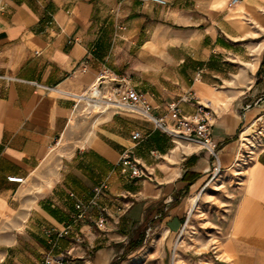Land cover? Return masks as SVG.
Listing matches in <instances>:
<instances>
[{"label": "crops", "instance_id": "crops-1", "mask_svg": "<svg viewBox=\"0 0 264 264\" xmlns=\"http://www.w3.org/2000/svg\"><path fill=\"white\" fill-rule=\"evenodd\" d=\"M229 2L0 0V264H41L48 252L114 264L139 234H181L211 187L215 160L200 141L134 110L89 107L104 70L171 126L170 104L184 115L209 106L230 192L219 264H264V140L244 175L233 166L256 112L245 104L264 91V0ZM127 151L140 175L123 165ZM78 200L89 204L82 219ZM65 226L53 245L47 231Z\"/></svg>", "mask_w": 264, "mask_h": 264}, {"label": "rangeland", "instance_id": "rangeland-1", "mask_svg": "<svg viewBox=\"0 0 264 264\" xmlns=\"http://www.w3.org/2000/svg\"><path fill=\"white\" fill-rule=\"evenodd\" d=\"M263 67L264 61L258 74ZM247 104L251 105L248 109H256V112L249 121L244 122L242 146L233 161L240 176L251 164L259 141L264 140V91ZM222 181L220 172L213 179L211 187L191 207L181 234L166 239L164 234H145L141 247L130 252L128 247L127 252L123 251L114 264H219L218 248L223 235L220 234V227L225 225L221 224L220 218L225 211V202L230 198L229 187H220L224 183ZM123 255L125 257L121 258Z\"/></svg>", "mask_w": 264, "mask_h": 264}, {"label": "built area", "instance_id": "built-area-1", "mask_svg": "<svg viewBox=\"0 0 264 264\" xmlns=\"http://www.w3.org/2000/svg\"><path fill=\"white\" fill-rule=\"evenodd\" d=\"M159 4H165L166 0H151ZM238 0H230L229 5L234 6ZM124 77L117 79L111 77L107 70L101 71L97 76L95 82L91 85L88 91L89 107L98 110L113 109L116 113L121 112L123 108L139 112L143 117L152 122L156 128L162 130L168 135L178 134L176 129L182 130V135L189 140H198L201 142L202 147L208 150L213 156L215 162L212 168L211 179H213L222 169L220 158L218 155V146L214 142L212 128L214 125L213 116L208 105L200 104L198 110L192 115H184L181 113L180 108L176 103L169 106L171 117L174 125L171 126L164 116H155L151 113L148 102L145 97L141 95L133 87L123 84ZM192 96V94H191ZM193 99V98H190ZM251 105H246V110ZM134 140H141L143 134L141 131H135L132 134ZM124 166L131 168L132 175H140L141 168L138 162L132 158L130 152H124L122 157ZM10 181L23 182L22 177L10 176ZM96 187L95 191L98 192L101 187ZM71 196H75L71 193ZM78 213L74 216L76 219L85 217L89 204L82 200H78L75 204ZM189 217V215H188ZM103 220V219H102ZM70 228L65 226L57 234H53L51 230L47 231V237L53 245H56L60 238L69 235ZM77 242L82 241L80 234H75ZM41 264H72L70 253H52L48 252L44 255Z\"/></svg>", "mask_w": 264, "mask_h": 264}, {"label": "trees", "instance_id": "trees-1", "mask_svg": "<svg viewBox=\"0 0 264 264\" xmlns=\"http://www.w3.org/2000/svg\"><path fill=\"white\" fill-rule=\"evenodd\" d=\"M142 226H145V224H143ZM144 239H145V232L143 234H139V236L137 237L135 241H133V243L132 241L129 243L128 252L134 251L138 249L139 247H141L143 245ZM124 257L125 255H123L121 258H124Z\"/></svg>", "mask_w": 264, "mask_h": 264}, {"label": "bare ground", "instance_id": "bare-ground-1", "mask_svg": "<svg viewBox=\"0 0 264 264\" xmlns=\"http://www.w3.org/2000/svg\"><path fill=\"white\" fill-rule=\"evenodd\" d=\"M244 133V132H243ZM191 143V142H190ZM197 198H198V196H197ZM196 200V199H195ZM197 202V201H196Z\"/></svg>", "mask_w": 264, "mask_h": 264}]
</instances>
